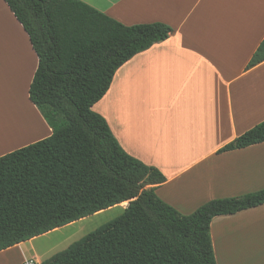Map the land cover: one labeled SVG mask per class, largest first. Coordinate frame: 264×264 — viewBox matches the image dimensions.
Instances as JSON below:
<instances>
[{"label": "crops", "instance_id": "obj_1", "mask_svg": "<svg viewBox=\"0 0 264 264\" xmlns=\"http://www.w3.org/2000/svg\"><path fill=\"white\" fill-rule=\"evenodd\" d=\"M80 1L126 26L163 23L174 31L117 70L93 107L129 155L165 176L158 197L190 215L209 201L264 190V143L219 152L264 122V62L248 68L264 40V0ZM38 64L28 34L0 0V67L16 79L26 111L19 117L27 121L0 117V157L53 133L29 98ZM7 77L0 73V82ZM223 226L231 234L219 246L214 229ZM63 228L1 251L0 264H42L48 254L35 242ZM211 236L217 264H264V205L215 218Z\"/></svg>", "mask_w": 264, "mask_h": 264}, {"label": "trees", "instance_id": "obj_2", "mask_svg": "<svg viewBox=\"0 0 264 264\" xmlns=\"http://www.w3.org/2000/svg\"><path fill=\"white\" fill-rule=\"evenodd\" d=\"M4 1L39 58L29 98L53 133L0 157V252L128 202L42 264H217L213 220L264 205V190L183 215L156 194L165 176L129 155L93 111L117 70L173 29L126 26L80 0ZM262 62L264 40L248 68ZM262 143L264 122L219 152Z\"/></svg>", "mask_w": 264, "mask_h": 264}, {"label": "rangeland", "instance_id": "obj_3", "mask_svg": "<svg viewBox=\"0 0 264 264\" xmlns=\"http://www.w3.org/2000/svg\"><path fill=\"white\" fill-rule=\"evenodd\" d=\"M0 69H1L0 73L2 76L4 77L9 76V78L7 77L8 80L4 78L3 83L0 82V89H1L0 117L3 119L2 121H11L13 123L16 122L18 123L21 120L20 122L23 121L27 122L25 121V119H21L19 117V111L20 113L22 111L24 116H26V111L23 106V103H21V101H19V99L16 98L17 96L15 97V94H17L16 91L17 90L18 92L20 91L16 79H14L13 76L7 75L5 72H3L2 66L0 67ZM4 73L7 76H5ZM15 99L18 101V107L11 105L12 102H16ZM124 210L125 208L115 207L114 209L104 212L102 214L94 215L92 217L78 221L77 223L71 224L52 235L46 236L44 238H39V240L35 242V246L37 250H39V252L45 253L46 255L48 254L47 258L49 259L55 254L66 250L70 245L81 240L87 234L95 231L96 229L100 228L101 226L109 222L114 221L124 213ZM225 223L226 222H224L223 224ZM227 229H228L227 226H223V228L216 227L214 229L217 230L219 233H222L221 235L219 234L221 237L219 236L217 238L219 246L223 244L222 241L226 242V235L231 234L230 228L228 231ZM234 232H236V230ZM256 246L258 245L256 244Z\"/></svg>", "mask_w": 264, "mask_h": 264}, {"label": "built area", "instance_id": "obj_4", "mask_svg": "<svg viewBox=\"0 0 264 264\" xmlns=\"http://www.w3.org/2000/svg\"><path fill=\"white\" fill-rule=\"evenodd\" d=\"M24 264H38V261L36 259L30 258L27 259Z\"/></svg>", "mask_w": 264, "mask_h": 264}]
</instances>
